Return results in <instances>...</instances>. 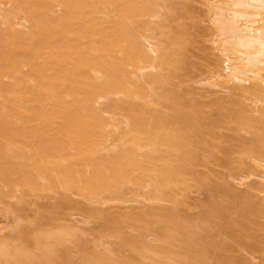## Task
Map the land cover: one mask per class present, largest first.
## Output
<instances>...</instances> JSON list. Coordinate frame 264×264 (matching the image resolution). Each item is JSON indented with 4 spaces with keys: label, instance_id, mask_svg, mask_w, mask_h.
I'll return each mask as SVG.
<instances>
[{
    "label": "bare ground",
    "instance_id": "6f19581e",
    "mask_svg": "<svg viewBox=\"0 0 264 264\" xmlns=\"http://www.w3.org/2000/svg\"><path fill=\"white\" fill-rule=\"evenodd\" d=\"M181 7L170 0H0V211L15 213L9 206L2 209V202L13 206L14 198L21 203L30 195L51 192L91 206L138 200L125 196L127 188L138 191L144 203L167 201L170 189L196 174L191 167L205 159L202 151L211 153L206 150L216 137L207 136V126H218L230 113L225 117L233 114L241 128L255 133L252 141L239 138L238 144L221 145L230 155L237 152L241 172L230 174L245 186L239 193L225 189L230 203L217 200V185L209 183L211 213L196 216L202 225L195 217L185 218L177 201L175 209L146 212L157 219L159 231L133 212L125 215V222L112 219L120 242L128 243L119 227L128 220L149 230L145 235L150 230L158 235V245L130 242L141 246V255L154 264H208L211 251L224 262L227 246H216L211 236L206 239L212 230L206 223L236 211L237 221L244 220L236 221L242 228L247 212H264V0H206L215 60L211 58L212 70L202 82L231 98L213 102L218 115L210 122L191 112L190 101L180 103L176 90L165 89L182 76L195 42L191 39H196L180 25L171 29L174 36L161 33V40V18L173 20L187 10ZM150 105L177 106L176 114L151 119L146 114ZM240 151L252 158L249 170ZM257 195L260 200L255 201ZM4 210L0 214L6 216ZM94 210L88 212L96 216ZM58 226L37 233L18 225L14 238L0 236V264H70L63 251L69 241L81 248L80 260L71 264H132L114 257L110 248L100 254L87 251L75 228ZM175 241L182 247L184 242L176 251L181 255L169 249Z\"/></svg>",
    "mask_w": 264,
    "mask_h": 264
},
{
    "label": "rangeland",
    "instance_id": "374dc122",
    "mask_svg": "<svg viewBox=\"0 0 264 264\" xmlns=\"http://www.w3.org/2000/svg\"><path fill=\"white\" fill-rule=\"evenodd\" d=\"M170 1L174 2V4L176 2L178 5H180V7L181 6L185 7L186 5L185 8H187L188 11L187 10L185 11L183 8L182 10H184V12L180 11L181 14L180 13H177L179 15L175 14V18L173 20L167 21L166 19L165 21V19H163L164 20L163 22L161 18L160 22L161 24H163V27L160 25L161 26L160 29H157L159 30V35L161 36V33H163L166 35L169 34L170 36L172 35L174 36V34L171 33L172 32L171 29L173 28L177 29L179 28L178 26L183 25L186 28H188L187 30L192 36L191 38H196V39H191L193 40V42L195 40V42L193 46L191 45L193 44V42L192 41L190 42L191 43L190 45L192 46V48L190 49L188 48L189 49L187 52L188 59H186V61H188V63L186 62L187 67L186 69L184 68L185 69L183 70L184 72L180 70V73H181L180 75L182 76L180 77L178 74L179 79H178V76H175L177 78L174 77L173 80L169 82V84H166L167 88L165 87V89L170 88L172 92H175L176 90L178 92V96H177L178 101H180V99H182L183 102L184 100L190 101L189 102L190 104L191 103L194 104L192 108L189 107V109L191 108L190 109L191 112L196 111L195 114H197L196 116L198 118L204 119V121L210 122V120L214 119L216 115H218V112L215 110L213 106V102L215 100H222V99L225 101L230 99L229 101H231V98L228 99V97L227 98L223 97L224 95L222 93L216 92L215 88L212 87L209 83L207 84L204 81L202 82V78L208 75L209 70H212L210 69L212 68V64H214V61L212 62V60H215L213 58L214 54L211 53L213 52L211 51L213 49H211L209 45L211 43H209L210 41L208 40L210 38L208 33L211 29V26H210L211 23L209 24V21H208L209 14H208L207 7H206V0H170ZM187 6H190V8ZM168 9L169 8H167V10ZM171 12L172 11H170L169 14H171ZM159 24L160 23L158 22V25ZM157 30H154V31H157ZM188 35L187 37H189ZM161 37H162L161 38L162 40L163 36ZM187 37L185 36L184 38H187ZM167 38L166 39L164 38V39L170 40L171 37L169 39ZM187 40L190 41L189 39ZM187 40L185 41L187 42ZM211 58L213 59L211 60ZM169 93H171V91ZM239 99H240V102L242 103V100L240 97ZM182 100L180 101V103L182 102ZM227 102H225V104H229ZM240 102L237 104L242 105L243 103L240 104ZM176 110H177V106L165 107V105H160V106L150 105L148 109L146 110V114L151 119L159 120L160 119L159 116L161 115L174 116L176 114ZM226 114L227 113H225L223 117L220 118V120L222 119V121L219 122L220 124L218 126L216 125L213 126L214 123H212L210 125L211 126L210 128H209V125L207 126L208 128L205 127L206 131L211 129L210 130L211 133L210 131H207L208 137L212 133H213V136L216 137V140L213 143L214 146L212 145L213 147L211 148V150H206L211 153L206 154V153H203L202 151V154L205 155V156L203 155L205 159L202 158V154H201L200 158L204 160L201 159L199 161V164H197L198 163L197 162L196 165L194 164V166L192 167L190 165L191 169H193V172L196 174L194 175L191 174L190 175L191 177L190 176L185 177L187 178L190 184L187 183V181L186 182L183 181L187 184L179 183L175 189L173 188L174 191H171L170 189L168 192L170 193V195H167V197L169 196L167 198L168 199L167 201H161L160 203L158 202L159 204L144 203L143 202L144 200L141 201L143 199L142 196L138 197L137 194L139 192L138 191L135 192V189L133 190V188L132 190L127 188V190H125L126 195L125 194L124 195L128 197L138 198V200H135L134 202H129V203L125 202L124 203L125 205H122V204L117 205V203L116 204L106 203L103 205L95 204L96 206L94 205L91 206L90 204L87 203V201H82L72 196L68 197V196L61 195V194H54L52 192L51 193H41L40 195L38 194L39 196L30 195L27 197L26 195L27 198H25V200L23 199L24 201L22 200L23 202L21 203H18L16 201L17 199L14 200L15 198L12 199L13 206L6 205L8 203L2 202V204L4 205L2 206V209L3 207L6 209L9 206L11 207L10 212L14 210L15 213L9 214V213H6V210L3 209L5 213L9 215L5 216L4 214H0V226H3V229L0 230V236L6 237V238H12L14 236L13 234L16 233V230L19 231L18 225H20V227L21 226L29 227L32 230L35 229L36 230L35 232L37 233L41 232L40 230H37V229H42V230L45 229L46 231H50L54 226L56 227L58 225H63V226L71 225V227L75 228L76 231L81 234L83 238V246L87 248V251H90L93 253L99 252L100 254L101 252H104L106 249L110 248L109 249L110 251L111 249L115 251V253L113 252L115 254L114 257L120 256L121 258H124V260L127 259L128 262L130 261L132 264H154V262H152L150 259L148 258L146 259L145 257L141 255V250H140L141 246L136 245L135 247H133L130 245V242L134 240H139V242L140 240L142 241L144 240L146 242L149 241L148 242L149 244L154 243L158 245V243H160L161 240H158L157 239L158 235H156L157 236L156 237L154 235L155 234L154 231H153L154 234H152L151 230H150L149 235H145V231H147V229L144 226H142L140 223H137V221L134 222L135 220L134 221L128 220V222L124 225L123 222H125L124 221L126 218L125 215L127 213L131 212L132 214L133 212L135 216L143 215V218L149 219L150 220L149 223H151L152 227L158 230V228L162 229L161 225L158 224V221L157 219H155V217L147 216L146 212H152L155 214L163 213L162 211L165 212L166 210L175 209L176 203L179 202L180 204L179 210L181 211L180 213H182L185 218L186 216L187 218L189 217V219L194 218V217L197 218V221L199 223V218L196 216H199L201 214L211 213L208 204L210 203L211 197H214L213 195H215V198L217 200L223 201L224 203H230L229 198L227 194L225 193V189H232L236 193H239L245 188L244 185L236 184L233 177L231 176V174L236 172L237 170L240 171V168L238 165L239 163L237 164V162L235 161L236 159L235 157L237 156L235 153L237 152L230 155L231 153L228 154L227 151L226 150L224 151L223 148L231 144L232 145L238 144L237 142H239V140L237 141V139L239 138H243V140L252 141L251 137L253 136V134L255 135V133H253L250 128L246 126L243 127V125L240 124L242 126L241 128L239 124L237 123V121H235L236 119H233V114L230 117H225ZM229 114H227V116H229ZM179 125L181 124L179 123L178 126ZM207 136L205 134V137ZM212 141L214 140L212 139ZM221 145H223L224 147L221 148ZM239 146L242 147L241 145ZM243 148H246V146H244ZM199 151L200 150H198V152ZM241 151H240V154L242 153ZM247 152H246V155H244L243 153L241 155L245 156V157L243 156L244 157L243 163L245 162L246 164L244 163L243 165H245V167L248 166L249 168L248 167L246 168L247 170H249L252 164L251 163L252 158H248V153L250 154L251 152L250 151L248 153ZM240 154L238 155L239 157H240ZM249 157H252V156L249 155ZM233 166L237 167L238 169H235V168L233 169ZM241 168L243 170H246V168L245 169L243 167ZM192 175L197 176L198 178L197 181L195 180L196 179L195 177H194L195 179L192 180L193 179ZM209 183L210 184L215 183L217 185V189L216 191H214L215 194L213 195L210 194L211 192H209L208 188L206 187ZM185 185H188V188ZM183 188H186V189H183ZM253 198L254 200L255 199L260 200L258 195L254 196ZM230 201L234 202L233 199H230ZM70 202L72 204L74 202L73 205H76L74 206L75 208L74 207L72 208V206L70 205L71 204ZM234 203L237 204L240 202H237L236 200V202ZM9 204L11 203L9 202ZM231 207L233 210L234 209L233 206H230V210H231ZM91 208L93 210L95 209L97 211V214L99 215L101 214L100 216L105 215L107 218L109 217V219L111 220L110 221L108 220L109 221L108 222L105 220V218H101L100 216H97V214H96L97 217L90 214ZM3 210L0 211V213H2ZM235 212L232 213V211H230V214H226V215L222 214L221 215L222 217L212 216L214 219H212V221H209V224L206 223L207 229L209 226V229L211 228L212 230L210 229L211 230L210 233L207 232L206 230H205L206 232L204 231L205 233L210 234V235L207 234L208 238H206L207 236L203 233L205 235V238L209 240L211 237H213L214 238L213 241H215V245L217 243V245L222 246V247L227 246V248L222 252L224 262L222 263L219 262L214 255L216 252L214 253L211 251L209 254L207 253L208 255V258H206L207 263L208 264H264V244H263L264 239L263 241L261 240L262 238H264V212L261 214H260V211H258L259 213H255L254 211L253 213L247 212L245 215L246 216L245 223L244 224L242 223L243 224L242 228L236 223L238 214H236L237 212L236 213ZM37 216L40 217V219H38ZM112 219L114 220L121 219L123 221L122 222L123 226H120L121 225L120 224L119 227H122V229L125 231V234L129 239L128 243L119 241V239L114 233L115 229L113 230V225L117 224V222ZM241 219L242 218H240V220ZM240 220L238 219V221ZM193 221H195V219H193ZM239 224L242 225L241 223ZM116 227H118V225ZM152 227L150 226V228L148 229H151ZM229 230H232V232H230ZM30 232L32 231L30 230ZM147 232H149V230ZM18 234H16V236ZM126 236L125 238H127ZM182 243L184 247V242ZM179 246L183 248L182 244L180 245L179 242L176 243L175 241L174 245L170 246L171 248L169 246L168 247L171 250L175 249L174 251L175 253H177L176 251L180 252V249L178 250ZM78 248L75 246V243L71 241L66 242L63 245V251L67 253L70 264L74 263L75 261L80 260L78 258H80L81 248H80V251ZM219 248L217 247V249ZM37 253L39 252L37 251ZM114 254L111 253V255H114ZM178 254L180 253H177V255ZM173 256H176V254ZM205 263H206V260H205ZM49 264H52V263H49Z\"/></svg>",
    "mask_w": 264,
    "mask_h": 264
}]
</instances>
